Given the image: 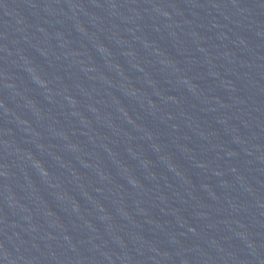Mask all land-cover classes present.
I'll return each mask as SVG.
<instances>
[{
	"label": "water",
	"instance_id": "obj_1",
	"mask_svg": "<svg viewBox=\"0 0 264 264\" xmlns=\"http://www.w3.org/2000/svg\"><path fill=\"white\" fill-rule=\"evenodd\" d=\"M0 264H264V0H0Z\"/></svg>",
	"mask_w": 264,
	"mask_h": 264
}]
</instances>
